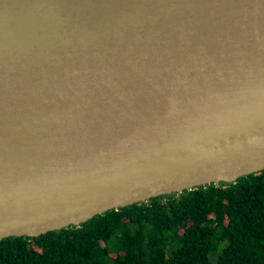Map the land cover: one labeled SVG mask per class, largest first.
<instances>
[{"label": "water", "instance_id": "95a60500", "mask_svg": "<svg viewBox=\"0 0 264 264\" xmlns=\"http://www.w3.org/2000/svg\"><path fill=\"white\" fill-rule=\"evenodd\" d=\"M264 170V0H0V241Z\"/></svg>", "mask_w": 264, "mask_h": 264}, {"label": "trees", "instance_id": "16d2710c", "mask_svg": "<svg viewBox=\"0 0 264 264\" xmlns=\"http://www.w3.org/2000/svg\"><path fill=\"white\" fill-rule=\"evenodd\" d=\"M0 264H264V170L4 238Z\"/></svg>", "mask_w": 264, "mask_h": 264}]
</instances>
